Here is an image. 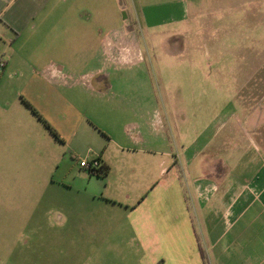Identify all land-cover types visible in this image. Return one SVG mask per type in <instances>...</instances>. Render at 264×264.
Wrapping results in <instances>:
<instances>
[{"label":"crops","instance_id":"crops-1","mask_svg":"<svg viewBox=\"0 0 264 264\" xmlns=\"http://www.w3.org/2000/svg\"><path fill=\"white\" fill-rule=\"evenodd\" d=\"M260 1L0 0V60L3 73L13 67L9 78L20 79L18 112L43 125L27 102L71 157L84 149L108 168L101 178L79 167L68 179L93 185L124 214L138 264H264L263 51L248 55L236 97L220 91L208 124L191 126L188 145L152 79H123L146 74L144 36L166 26L182 33L203 16L202 4L217 11L206 23L219 37L206 43L210 55L222 60L240 50L262 27ZM243 26L249 31L241 34ZM231 41L235 49L225 45Z\"/></svg>","mask_w":264,"mask_h":264},{"label":"rangeland","instance_id":"rangeland-1","mask_svg":"<svg viewBox=\"0 0 264 264\" xmlns=\"http://www.w3.org/2000/svg\"><path fill=\"white\" fill-rule=\"evenodd\" d=\"M248 7L253 9V4ZM209 8L200 5L203 16L192 21V26L190 22L183 24L186 30L182 33L176 34L174 26H166L164 34L144 36L146 74L123 75V79H152L169 114L179 115L177 123L185 145L191 140V126L196 123L204 127L219 109L221 103L216 100L220 91L236 97L235 79L248 65V55L258 49L264 54L263 15L262 27L256 32L244 26L238 29L241 34L249 31L241 39L240 50L222 60L211 56L206 43L216 42L219 37L207 28L206 23L215 22L210 19L217 13ZM257 12L264 14V0ZM225 45L237 47L236 41ZM223 62L228 70L220 68ZM14 70L0 71V78L4 74L0 79V264H138L124 214L107 206L93 185L68 179L72 169L78 171L81 160L91 161L92 157L84 149L81 155L78 152L76 158L71 157L72 149L56 141L42 124L25 122L18 112L20 79L9 78ZM254 71L249 79H254ZM218 84L221 89L216 87ZM259 88L263 91L264 84ZM249 90L247 87L243 92ZM171 134L176 136L173 130Z\"/></svg>","mask_w":264,"mask_h":264},{"label":"trees","instance_id":"trees-1","mask_svg":"<svg viewBox=\"0 0 264 264\" xmlns=\"http://www.w3.org/2000/svg\"><path fill=\"white\" fill-rule=\"evenodd\" d=\"M26 106L31 110V112L37 117V119L43 123V125L45 126V128L53 135V137L59 141L62 142V139L59 137V135L57 134V132L50 126L49 123H47L42 117L41 115L31 106L29 105L27 102H25ZM93 175L97 176V177H105L108 174V168L102 166L100 168V170H98L96 173H92Z\"/></svg>","mask_w":264,"mask_h":264},{"label":"built area","instance_id":"built-area-1","mask_svg":"<svg viewBox=\"0 0 264 264\" xmlns=\"http://www.w3.org/2000/svg\"><path fill=\"white\" fill-rule=\"evenodd\" d=\"M4 68V65H0V71ZM80 167L86 169L91 174L96 173L102 167V164L98 159H92L91 161L82 160L80 162Z\"/></svg>","mask_w":264,"mask_h":264}]
</instances>
